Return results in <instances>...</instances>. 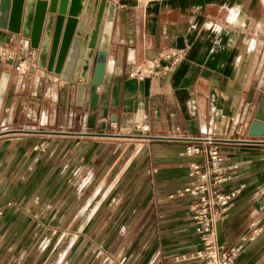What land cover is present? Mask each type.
I'll return each instance as SVG.
<instances>
[{
    "label": "crops",
    "instance_id": "crops-1",
    "mask_svg": "<svg viewBox=\"0 0 264 264\" xmlns=\"http://www.w3.org/2000/svg\"><path fill=\"white\" fill-rule=\"evenodd\" d=\"M108 1L91 91L0 27L13 52L0 61V264H206L196 198L179 192L205 161L187 147L208 138L224 155L222 189L237 190L217 241L243 246L232 264H264V135L249 134L264 98V0Z\"/></svg>",
    "mask_w": 264,
    "mask_h": 264
},
{
    "label": "water",
    "instance_id": "water-1",
    "mask_svg": "<svg viewBox=\"0 0 264 264\" xmlns=\"http://www.w3.org/2000/svg\"><path fill=\"white\" fill-rule=\"evenodd\" d=\"M115 9L108 0H0V27L28 37L38 49L39 66L73 83L80 78L91 91L102 82ZM8 80L4 73L0 110ZM249 134L264 135V98Z\"/></svg>",
    "mask_w": 264,
    "mask_h": 264
},
{
    "label": "built area",
    "instance_id": "built-area-1",
    "mask_svg": "<svg viewBox=\"0 0 264 264\" xmlns=\"http://www.w3.org/2000/svg\"><path fill=\"white\" fill-rule=\"evenodd\" d=\"M0 56L10 59L13 52L6 49ZM172 63L176 65L181 59L180 54L172 53ZM19 66H17V69ZM208 147L190 145L186 149L188 155L203 154L205 161L192 163L190 175L197 177V181L181 190L180 194L195 196L193 204L195 230L202 242V249L197 251V256L206 264H232L243 249L242 245L225 247L217 241L216 223L221 218L237 195V190L224 191L222 184L228 178L224 172V155L214 139L205 140Z\"/></svg>",
    "mask_w": 264,
    "mask_h": 264
},
{
    "label": "bare ground",
    "instance_id": "bare-ground-1",
    "mask_svg": "<svg viewBox=\"0 0 264 264\" xmlns=\"http://www.w3.org/2000/svg\"><path fill=\"white\" fill-rule=\"evenodd\" d=\"M79 19H80V17H79ZM35 48V47H34ZM35 49H37V48H35ZM5 50V48L3 47V46H1L0 45V52H2V51H4ZM96 50H99V48H95V52H96ZM94 52V53H95ZM107 59V58H106ZM93 61H94V58H93V60H92V64H91V68H90V72H89V79H90V73H91V69H92V66H93ZM107 61V60H106ZM156 62H158V59H154V60H150L149 62H148V65L147 66H145L144 68H139V70H142V72H143V74H149L150 73V68H151V66H153ZM105 68H106V63H105ZM51 72H54V71H51ZM94 86H96V85H94ZM96 89H97V87H95ZM143 128H148V125H143L142 126Z\"/></svg>",
    "mask_w": 264,
    "mask_h": 264
},
{
    "label": "rangeland",
    "instance_id": "rangeland-1",
    "mask_svg": "<svg viewBox=\"0 0 264 264\" xmlns=\"http://www.w3.org/2000/svg\"><path fill=\"white\" fill-rule=\"evenodd\" d=\"M6 59H7L6 56H0V61L6 60ZM7 61H9V60L7 59ZM17 66H19V65H16V69H17Z\"/></svg>",
    "mask_w": 264,
    "mask_h": 264
}]
</instances>
